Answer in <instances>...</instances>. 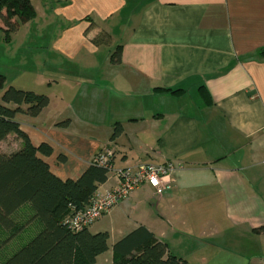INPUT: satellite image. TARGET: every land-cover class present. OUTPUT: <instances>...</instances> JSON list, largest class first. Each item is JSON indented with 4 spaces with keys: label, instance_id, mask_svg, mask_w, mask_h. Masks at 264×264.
Returning <instances> with one entry per match:
<instances>
[{
    "label": "crops",
    "instance_id": "obj_1",
    "mask_svg": "<svg viewBox=\"0 0 264 264\" xmlns=\"http://www.w3.org/2000/svg\"><path fill=\"white\" fill-rule=\"evenodd\" d=\"M33 4L17 34L39 27L31 54L48 72L18 88L50 101L16 119L35 146L52 147L39 152L52 172L78 179L105 147L115 158L101 191L117 186L119 169L178 165L162 195L146 183L101 217L109 226L89 227L110 235L95 264H115L113 245L139 226L187 264L217 250L231 264H264V0ZM103 31L110 39L96 45Z\"/></svg>",
    "mask_w": 264,
    "mask_h": 264
},
{
    "label": "trees",
    "instance_id": "obj_2",
    "mask_svg": "<svg viewBox=\"0 0 264 264\" xmlns=\"http://www.w3.org/2000/svg\"><path fill=\"white\" fill-rule=\"evenodd\" d=\"M36 14L33 0H0V36L5 33L10 37ZM109 39L110 34L103 31L93 42L101 45ZM112 60L121 61L120 47ZM5 83L6 77L0 74V143L14 134L23 145L11 151L0 148V230L18 235L33 224L38 232L30 240L23 238L0 264H95L109 249V232L93 233L91 225L73 230L70 220L89 204L99 185L109 179L111 169L93 161L78 179L63 180L55 175L39 156V152L51 154L52 147L45 143L35 146L16 119L18 113L37 116L49 104V97L13 86L5 88ZM121 133L122 126L116 123L112 139ZM25 209H29L30 217L25 223L18 217L16 221V214ZM113 252L115 264H187L145 226L118 240Z\"/></svg>",
    "mask_w": 264,
    "mask_h": 264
},
{
    "label": "rangeland",
    "instance_id": "obj_3",
    "mask_svg": "<svg viewBox=\"0 0 264 264\" xmlns=\"http://www.w3.org/2000/svg\"><path fill=\"white\" fill-rule=\"evenodd\" d=\"M31 26H24L21 33L17 34V30L11 33L10 37H6L5 33L0 36V74L6 77L5 88L13 86L18 88L26 82L36 81L39 77H43L47 74L48 68L44 59H37L35 54H31L34 47L30 46V37L35 34L36 29ZM18 35V36H17ZM34 36V35H33ZM2 91L0 92V102H2ZM0 148L3 151L17 150V136L11 135L5 141L0 143ZM19 222L25 223L30 217L29 209H25L20 215L15 216V219ZM26 218V219H25ZM108 218H101L95 223V226L99 224H107ZM109 226V223L107 224ZM27 227V226H26ZM38 231L32 224L28 225L27 232L22 234L10 235L5 230H0V261L6 256L11 254L17 249L24 239L30 240L34 237ZM234 256L227 251L217 250L214 251V256H211L207 264H231V260ZM112 264V262H109ZM200 264V263H197Z\"/></svg>",
    "mask_w": 264,
    "mask_h": 264
},
{
    "label": "built area",
    "instance_id": "obj_4",
    "mask_svg": "<svg viewBox=\"0 0 264 264\" xmlns=\"http://www.w3.org/2000/svg\"><path fill=\"white\" fill-rule=\"evenodd\" d=\"M114 158V150L105 147L98 152L94 162L112 170ZM177 169L178 165L173 160L119 169L116 173L117 186L107 191L97 190L89 204L71 218L70 227L73 230H82L92 225L146 183L153 187L158 195H162L174 181Z\"/></svg>",
    "mask_w": 264,
    "mask_h": 264
}]
</instances>
